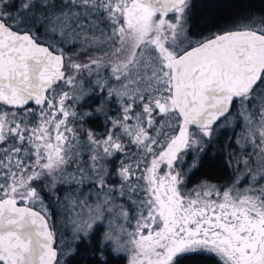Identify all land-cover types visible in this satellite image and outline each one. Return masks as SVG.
I'll return each mask as SVG.
<instances>
[{"label":"snow or ice","instance_id":"1","mask_svg":"<svg viewBox=\"0 0 264 264\" xmlns=\"http://www.w3.org/2000/svg\"><path fill=\"white\" fill-rule=\"evenodd\" d=\"M0 264H264V0H0Z\"/></svg>","mask_w":264,"mask_h":264}]
</instances>
